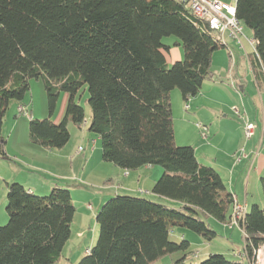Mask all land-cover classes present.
Masks as SVG:
<instances>
[{
  "label": "trees",
  "instance_id": "obj_1",
  "mask_svg": "<svg viewBox=\"0 0 264 264\" xmlns=\"http://www.w3.org/2000/svg\"><path fill=\"white\" fill-rule=\"evenodd\" d=\"M235 18L251 31L247 55L254 82L264 90V0H235ZM178 0H0V156L2 125L11 101L21 103L31 79L41 78L51 114L66 93L59 121L29 118L28 139L61 149L67 124L100 139L103 161L134 171L160 166L150 193L176 203L117 194L98 210V235L77 264H154L181 251L173 264H187L189 242L170 239L174 227L204 240L217 234L199 218L224 225L234 195L218 172L200 163L190 145L174 138L170 92L187 102L212 77L213 53L226 46ZM175 36L183 59L167 65L162 38ZM88 92L85 111L76 101ZM24 107L23 104L19 105ZM264 197V178L260 179ZM7 222L0 225V264H53L70 237L75 213L68 189L37 195L19 182L5 183ZM241 226L242 246L252 261L264 244V208L252 204ZM244 246V247H243ZM219 253L198 264H249Z\"/></svg>",
  "mask_w": 264,
  "mask_h": 264
},
{
  "label": "rangeland",
  "instance_id": "obj_2",
  "mask_svg": "<svg viewBox=\"0 0 264 264\" xmlns=\"http://www.w3.org/2000/svg\"><path fill=\"white\" fill-rule=\"evenodd\" d=\"M234 1L227 0L229 3H234ZM241 27L243 33L240 37L242 45L237 44L225 33L224 42L226 46L216 50L212 55L211 71L213 78L212 80L205 79L198 93L207 91L209 95L212 94L213 98L222 100L223 106L221 105L218 109L214 108L211 110L212 106L209 105V109L206 110L199 107V105L185 114L186 121L190 120L189 123H193L195 126L196 134L193 140L194 138L199 141L203 139L197 129L198 127L196 128L197 120L193 118V112L199 113V115L204 117L217 115L218 120H221L220 122H223V124L235 126L236 124H241V122L239 118L228 111L233 105L237 106L242 112L245 110L244 113L247 114L248 119L252 120L256 117L255 121L259 125L258 128L261 132L264 119V90H259L256 87L247 60V55H251L253 52V47L248 42V39L251 38V31L244 24H241ZM210 33L214 37L219 38V34L216 31H211ZM175 41H178L175 36L162 38V43L171 48V57L174 61L176 55L183 53L182 46L179 43L177 47ZM213 80H215L216 85L211 86V81ZM210 88L213 90L209 91ZM87 97L88 92L83 89L75 98V101L84 108L85 120H88L90 115V109L86 102ZM65 101L66 93L61 91L54 111L49 114L47 93L42 79H31L29 89L26 91L22 102L11 101L9 104L2 125L6 155L4 157L0 156V225H4L7 222L4 202L6 199L5 182L9 183L11 181L23 184L29 181V185L32 183L33 185H38L34 188V192L42 196L48 195L53 187L68 189L70 192L71 203L75 207V213L70 225L71 233L63 247L59 260L53 264H77L85 255L86 249L97 238L98 226L95 216L100 207L117 194L134 196L135 193H138V195H135L136 197L151 199L150 197L155 195L150 194L149 190L162 171L158 165L149 166L159 170L158 176L154 173L151 178V169L141 167V169L137 170H140L139 172L144 177L139 182L137 177L133 175L137 170L126 171L114 166L112 163L103 161L100 139L95 133L88 131L86 124L78 128L69 122L67 129L70 133V139L61 149H47L31 143L28 139L29 118L38 120L49 119L55 122L59 114L64 112ZM179 102L184 112L183 105L188 104V102L182 100L180 91L175 88L170 92L174 138L177 145H189L188 143L190 142L187 144L178 142L180 133L186 126L177 116ZM20 104H23L24 107H20ZM224 114H227V116L224 117ZM258 145L257 139L255 148H258ZM261 146L262 144L258 149ZM262 147H264V143ZM237 173L244 176L243 182H245L246 176L249 174L245 162L237 167L235 174ZM18 174L19 176L14 178L16 180L12 181L11 178ZM261 176L264 178V175ZM248 178V200L251 201V198L255 199L251 203L258 204L264 208V204L261 205L255 202L259 194L263 196L260 181L255 185L258 178L255 177L254 172H251ZM126 188L133 190L125 192L123 189ZM140 189H143V191H140ZM151 200L159 202L158 199ZM167 206L170 207L171 205L167 204ZM175 208L178 209V206H175ZM178 210L182 211L181 209ZM199 218L204 220L208 227L212 228L217 234L210 241H206L200 235L181 227H174L170 234V239L173 242L179 243L182 239H186L189 242V251L191 253L187 254L186 263L198 264L205 260L209 254L213 253L222 254L229 260L238 259L236 252L242 246L241 232L238 229H231V231H227L231 234L229 236L221 225L213 219H204L201 216ZM182 255L181 251L174 252L162 257L154 264H173ZM242 264L246 263L242 262Z\"/></svg>",
  "mask_w": 264,
  "mask_h": 264
},
{
  "label": "crops",
  "instance_id": "obj_3",
  "mask_svg": "<svg viewBox=\"0 0 264 264\" xmlns=\"http://www.w3.org/2000/svg\"><path fill=\"white\" fill-rule=\"evenodd\" d=\"M219 1L225 4L235 3V1L234 3H229L227 2V0H222V1L219 0ZM175 44L177 47L179 46L178 41H175ZM164 54H165L167 65H169L170 63L174 61V59H172L171 57V48L169 46H167V49L164 51ZM181 55L179 54L176 55L175 61L181 60L183 58V53H181ZM212 78H213V75L209 80H212ZM214 81L215 80L211 81L212 82L211 86L216 85ZM210 90H213V89L210 88L209 91ZM211 95L212 94L209 95L208 92L205 91V92H201L200 94H197L194 97L189 98V100L187 101L188 104H185L188 106V108L185 109L184 108L185 105H183L184 112L181 109V103L180 102L178 103L179 109H178L177 116H179L178 117L179 120L182 121L186 125L184 127L185 129L180 133V138L178 139L179 140L178 142L183 143V144H187L188 142H190L188 144L194 148L197 160L204 165H210L211 167H213L220 175L224 185L226 186V189L234 195V199L238 203L244 204L246 211H248L250 204H254L251 202H254L255 200L251 198V201H250L247 198V185H248V180H249L248 178L249 174L251 172H254L255 177L258 178L257 179L258 181L255 182V185H257L260 179L262 178L261 175H264V147H262L264 143V119L262 122L261 132L258 128L259 125L255 121L256 117H254V119L251 118L252 120L249 119V121L253 122L256 125V128H255L253 136L250 139H246L244 135V126L242 123L239 125L236 124L235 126L225 125L223 124V122H220L221 120L220 121L218 120L219 118L217 117V115L204 117V116L199 115V113L193 112V118L197 120L196 128L200 124L202 130L206 133V138L202 137L203 139L200 141L198 139L195 140V138L193 140V137L196 134V131L194 130L195 126L193 123L191 124L189 123L190 120L186 121L185 114H187L191 109L199 105H200L199 107L206 109V110L209 109V105L212 106L211 110L214 108L218 109L221 105L223 106L222 100H220L219 98L217 99L213 98ZM228 111L232 113L230 108L228 109ZM244 111L245 110H243V112ZM221 112L223 114V111ZM246 113H249V112H246ZM61 114L63 113L59 114L55 122L60 120V118L62 117ZM223 116L226 117L227 114H224ZM201 128L199 127L197 128L200 134H201ZM190 134L191 136L189 137ZM257 139L259 142L258 148L262 144L260 149L255 148ZM242 153H244L247 157L245 158L241 156ZM244 162L247 164L248 172H249L248 176H246L245 182H243L244 176H242L239 173L235 174L237 167H239ZM142 168L151 169L152 174L149 173L151 178L153 177L154 173L156 174V176H158L159 174V170H156V168L154 167L144 166ZM139 171L140 170L135 171L133 175L137 177V180L139 182H141L144 176ZM17 176H19V174L16 176H13L11 180L15 181L16 179L14 178H17ZM26 182L27 183H23V185L27 187L30 190V192L35 193L34 188H36L38 185H33V183L29 185L28 183L29 181H26ZM151 182H153V180H151ZM123 190H125V192L126 191L129 192V190L131 191L133 189L126 188ZM140 191H143V189H140ZM145 192H148V191H145ZM135 195H138V193H135L134 196ZM150 198L158 199L159 201H163L167 203L168 205L169 204L173 206L177 205L176 203L172 201L163 200L157 196L150 197ZM257 198L258 199L255 202H258L259 204L263 205L264 204L263 196H260L259 194ZM4 202H6V199ZM218 224L221 225V227L223 228L225 232L231 231V229L226 228L223 224L221 223H218ZM227 234L231 236L230 232H227Z\"/></svg>",
  "mask_w": 264,
  "mask_h": 264
},
{
  "label": "built area",
  "instance_id": "obj_4",
  "mask_svg": "<svg viewBox=\"0 0 264 264\" xmlns=\"http://www.w3.org/2000/svg\"><path fill=\"white\" fill-rule=\"evenodd\" d=\"M183 3H187L192 14L199 20L203 21L207 27L219 34V39L223 44L224 35L227 33L228 37L240 46L242 36V27L240 22L235 18L234 4H225L219 0H178ZM249 44L253 47V39H248ZM184 108H188L187 105ZM232 113L241 120L244 126V135L246 139H250L255 131L256 125L249 121L246 114L242 112L237 106H231ZM201 128V125H198ZM201 135L206 138V133L201 128ZM243 157H247L244 153ZM240 158V157H239ZM246 213L245 205L238 203L234 199L231 214L224 226L228 229H238L241 232L242 237H245V233L241 226V221L244 219ZM244 247V246H243ZM236 254L239 257L245 258L249 264H264V244H262L254 253L252 261L247 257L244 248H241Z\"/></svg>",
  "mask_w": 264,
  "mask_h": 264
}]
</instances>
